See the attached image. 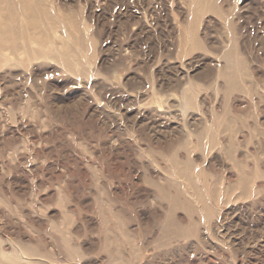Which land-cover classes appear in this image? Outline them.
<instances>
[{
    "label": "rangeland",
    "instance_id": "374dc122",
    "mask_svg": "<svg viewBox=\"0 0 264 264\" xmlns=\"http://www.w3.org/2000/svg\"><path fill=\"white\" fill-rule=\"evenodd\" d=\"M44 2L78 31L0 50V264H264V0Z\"/></svg>",
    "mask_w": 264,
    "mask_h": 264
},
{
    "label": "bare ground",
    "instance_id": "6f19581e",
    "mask_svg": "<svg viewBox=\"0 0 264 264\" xmlns=\"http://www.w3.org/2000/svg\"><path fill=\"white\" fill-rule=\"evenodd\" d=\"M193 2H194L193 6L196 7L198 9L197 11H199V12L201 11V12H212L214 14H220V13L222 14L220 7L217 6V4H218L217 0H193ZM237 4H238V2H237ZM19 9H20L21 13L23 14L24 20H26V25L23 28L19 27V29H18V27L16 26L15 18H16V13L18 12L17 10H19ZM193 13H195V11ZM196 16L194 15V17H196ZM191 19H192V17H191ZM192 21H195V20H192ZM228 21H229V19H228ZM58 24H60V26L62 28L67 29L65 32H67V34H69V37L75 36L76 35L75 31H78L77 30L78 29L77 24L75 25V23H72V22L66 24L65 21L61 20L55 13L52 12V10L48 9L44 0H8L7 3L5 4V7H0V50L3 51V49H4V50L9 51L11 49V50H15L14 52H16V49L18 48L20 42H22L25 45V43H27V41L29 39H32V38L34 39L37 36L36 38L39 40L38 41L39 43H41L40 41H46V43H47V41H49L57 47L58 46H65L64 48H62V50H60L58 52L55 51V46H53L51 48H46L47 51L44 50L45 48H42L41 50L38 51V53H35V54H37V56L42 54V52H44L43 54H46L53 59L63 60L64 62L66 61V63H67V60H68L67 51L69 52L68 49H70L69 46L71 44L68 45L65 42V37L63 36L62 32H61V34L59 33V30H58L59 28L57 27ZM228 25L231 28L230 33H229V35H231V37H229V39L231 40V43H232L231 47L232 48H231V50H228L227 52H225V54L223 55V58L226 61V67H225V71L223 69L224 72L222 71V73L225 76V78L227 77V79L229 81V82H225L226 84L227 83L229 84V87H227V88L236 90L238 88V85L240 84V82H238L239 79L237 80V78L239 76L237 77L236 74H238V70L239 71L241 70L240 65H242L240 63L235 62L236 60H234L235 58L239 57V54L237 53V44H236L239 39L237 38L236 32L234 31V30H236V24L234 22L229 21ZM192 30H194V28ZM188 31H190V30H188ZM191 36H194V35H191ZM194 37L198 38L197 36H194ZM55 39H56V42H54ZM69 40H71V39H69ZM190 41H194V40L190 39ZM195 41H197V39H195ZM65 43H66V45H65ZM191 43H193V42H191ZM196 44H198V43H196ZM193 45H194V43H193ZM24 47L26 48V45ZM25 51L29 52V49L25 50ZM31 52H34V51H31ZM27 53H26V56H29V55H27ZM0 54L2 55L1 51H0ZM7 54H8V52H7ZM28 54H30V53H28ZM35 54H33V55H35ZM69 54L71 55V53H69ZM16 55H18V53ZM6 56L7 55H5V53H4V56H1V63L10 65L11 60H9ZM29 57L31 59V56H29ZM27 59H28V57H27ZM69 59H71V58L69 57ZM239 60H241V59H239ZM239 60H237V61H239ZM22 62H24V59ZM22 62L20 65L23 64ZM13 63H14V60H13ZM243 65H245V63ZM1 66H3V64L2 65L0 64V67ZM71 69H72V67H71ZM242 70L241 71L243 72V74L246 73L245 66H244V69H242ZM242 85H244V84H242ZM227 88H226V91H227ZM234 90H232V91L235 92ZM237 90H239V89H237ZM240 91H241V88L238 92H240ZM228 92H229V90H228ZM189 100L191 101L192 99H189ZM187 103H189V101H187ZM190 104H192V102ZM212 142H215V141L213 140ZM201 146H202V144H201ZM188 165H190V164H188ZM184 169H186V168H184ZM187 169L185 170L186 172L188 171ZM240 169L241 168L239 167V170ZM241 174L243 175L242 172H241ZM244 174H245V172H244ZM242 175H240V176H242ZM246 176H248V175L247 174L244 175V177H246ZM244 177H242V178H244ZM245 179H247L246 182H248L249 177L244 178V180ZM251 180H253V179H251ZM251 180H249V182ZM246 182H245V184H246ZM245 184L243 183L242 186H244ZM248 186H250V184ZM246 189L247 188H245V190ZM241 190H243V189H241ZM247 190H248V193H250L249 189H247ZM246 192H245V194H246ZM246 197H247V195H246ZM210 211L211 210H209V214H212V212H210Z\"/></svg>",
    "mask_w": 264,
    "mask_h": 264
}]
</instances>
